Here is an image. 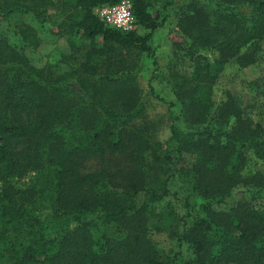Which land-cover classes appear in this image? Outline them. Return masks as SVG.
Segmentation results:
<instances>
[{
	"label": "trees",
	"instance_id": "1",
	"mask_svg": "<svg viewBox=\"0 0 264 264\" xmlns=\"http://www.w3.org/2000/svg\"><path fill=\"white\" fill-rule=\"evenodd\" d=\"M118 1L0 0V20L25 42L0 36V264H264V172L249 168L264 162V80L249 82L262 96L257 120L233 92L213 98L227 63L264 62V0L175 2L170 78L181 119L149 85L167 104L163 143L122 51L146 53L156 68L149 41L172 1L155 14L153 0H132L127 32L93 12ZM20 16L50 23L81 60L35 64L26 50L41 39ZM185 59L189 72L178 68ZM29 172L27 187L10 182ZM235 191L250 199L229 203ZM170 199L184 210L165 254L152 232L172 228L173 209L155 207Z\"/></svg>",
	"mask_w": 264,
	"mask_h": 264
},
{
	"label": "rangeland",
	"instance_id": "2",
	"mask_svg": "<svg viewBox=\"0 0 264 264\" xmlns=\"http://www.w3.org/2000/svg\"><path fill=\"white\" fill-rule=\"evenodd\" d=\"M170 6L166 9L167 13L163 12V5L165 0H153L150 9L153 13H162L166 16V20L163 26L158 27L149 43L154 49V57L157 61V67L155 68L152 63V58L146 53H142L137 49H130L128 51H122L125 58L131 65L132 78L129 79L131 86L138 89L139 100L143 102L144 114L154 124L153 129L155 132L156 140L163 143L169 136L170 120L168 118L167 104L164 101H160L155 96L149 93V85L154 88L155 94L162 97L166 102L172 101L175 103V107L172 108L173 114L182 118L180 112V103L172 92V83L170 78L171 64L175 63L176 54L174 42L181 40L177 29L174 26L176 20L174 6L178 0H171ZM23 20V24H27L35 31L36 35L41 39V44L36 50H26L27 55L35 64H52L55 65L58 70L68 67L66 61V55L74 56V62L81 60V55L84 50L71 52L67 43L68 39L58 35L51 27L50 23L40 24L36 19H32L29 16H20ZM0 36L7 37V40L15 46H25V42L21 39L19 34L15 33V30L9 28L8 25L0 20ZM99 42V41H97ZM208 52H205V54ZM181 55V52H178ZM177 55V56H178ZM211 58L215 55L212 53L207 54ZM179 71L189 72L191 70V63L187 59L178 62ZM155 69V71H154ZM155 75V77H152ZM131 77V76H130ZM264 80V62L255 65L239 67L234 62L227 63L220 73L215 85L214 95L215 101L223 98L226 91L233 92L239 96L240 100L246 108L252 110V117L254 119L259 118V108L255 105H259L262 101V96L256 91H253L249 82H262ZM131 81V82H130ZM255 104V105H254ZM250 170H260L264 172V162H255L250 164ZM34 173L29 172L23 177L12 178L10 182L16 187H27L33 180ZM242 197L247 200L250 199V195H244L240 191H235L231 197L227 200L232 203L237 198ZM255 204V200H250ZM201 199L198 196H193L191 204L193 206V215L197 216L200 208ZM158 211L174 212V218L171 219V229H162L161 231H153L152 237L156 245L161 248L163 253H170L175 248V240L172 236L173 233L180 229V224L177 223V218L181 216L184 208L181 203L174 201L173 199L165 200L155 204Z\"/></svg>",
	"mask_w": 264,
	"mask_h": 264
},
{
	"label": "built area",
	"instance_id": "3",
	"mask_svg": "<svg viewBox=\"0 0 264 264\" xmlns=\"http://www.w3.org/2000/svg\"><path fill=\"white\" fill-rule=\"evenodd\" d=\"M93 12L104 24L118 30L127 32L135 26L132 0H119L114 4L96 6Z\"/></svg>",
	"mask_w": 264,
	"mask_h": 264
}]
</instances>
